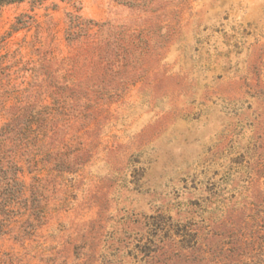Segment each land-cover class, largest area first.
<instances>
[{"label":"rangeland","instance_id":"obj_1","mask_svg":"<svg viewBox=\"0 0 264 264\" xmlns=\"http://www.w3.org/2000/svg\"><path fill=\"white\" fill-rule=\"evenodd\" d=\"M0 264H264V0L1 5Z\"/></svg>","mask_w":264,"mask_h":264},{"label":"trees","instance_id":"obj_2","mask_svg":"<svg viewBox=\"0 0 264 264\" xmlns=\"http://www.w3.org/2000/svg\"><path fill=\"white\" fill-rule=\"evenodd\" d=\"M24 0H0V6L4 4H9L13 2H21ZM38 1V0H33ZM117 3L129 6V7H139V8H149V5L153 0H114ZM94 26H97L96 31H91ZM105 26V23L97 24L90 19H84L79 15H69V26L67 28L66 34L70 40L82 38H92L95 39L99 29ZM83 31V32H82ZM120 33V32H119ZM118 35V33H117ZM115 37H117L115 35ZM96 52V51H95Z\"/></svg>","mask_w":264,"mask_h":264}]
</instances>
